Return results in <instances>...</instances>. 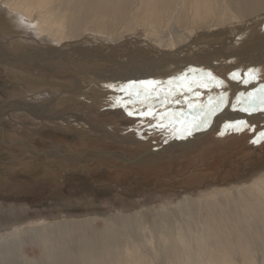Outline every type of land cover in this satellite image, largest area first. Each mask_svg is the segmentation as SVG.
Returning a JSON list of instances; mask_svg holds the SVG:
<instances>
[{
    "label": "bare ground",
    "instance_id": "1",
    "mask_svg": "<svg viewBox=\"0 0 264 264\" xmlns=\"http://www.w3.org/2000/svg\"><path fill=\"white\" fill-rule=\"evenodd\" d=\"M36 13L39 15V19L33 21L32 18ZM138 29L145 30L142 34L144 40L147 41L152 39L150 43L153 46L148 42L146 43V46L151 49H144L142 46L145 42L141 39L140 41L142 42H137L140 43V45H131L128 48L122 46L124 44L123 42L121 46L116 44L123 40V35L134 33V31ZM88 32H95L96 37L102 35L104 38L107 37L110 42H115L118 50H114L112 54L115 53L118 58L124 57V60L133 58L136 59L138 63H142V65L140 64L142 67L138 71H136L135 68L139 80L145 79V81H148L152 79L153 81L156 77L163 76L164 78L171 73L180 76V72L185 70V68H187V70L183 71V74L181 73L182 76H184V72H187L186 75L197 77L201 72L202 76L206 75L208 72L218 70H226L229 72L230 69L232 72L233 69H236L235 67L238 68L236 73H239L244 79H250L249 70L252 68L256 69V79L251 80L248 84L238 80H233V82L225 84L222 89L227 92V101H225V105L221 111L212 115L210 124L206 128L194 131L192 135L186 137L185 127L187 125L185 120L191 121L193 119V113L190 112V115L186 116L185 114L186 117L181 116L177 118V120L183 118L180 120V125H178L180 126L178 131L176 129L177 127L175 128L176 131L174 130L175 132L171 134H169L170 132L164 131L166 135L169 134L166 139H161L165 141V143L173 142V139L176 140L178 138H188L187 140H192L193 137H196L193 138L196 141L192 140L186 144L180 141L177 143L176 140L177 144L175 143V147H177L176 150L178 151L194 149V147H199L201 145L205 146L204 148L201 147L202 149L195 155L194 153L193 155L191 154L194 157L191 158L187 164L191 165L193 170L188 172L181 182H179L180 180L178 181V185L180 186L184 184L193 189H197L195 193L198 194H184L185 196L181 200L169 202L167 205L163 204L161 206L151 203L148 207L143 205L145 207L126 212L115 211L103 217L105 226L102 230H94V228H91L94 222L102 220V218L94 216L63 219L62 221H55L53 223L46 222L27 229H23L24 226L22 225L21 228L20 226L14 228L2 227L0 229V264H151V259L155 261V256L151 255V250L148 245L155 246L156 243L160 245H158V250H155L156 254L161 251L164 256L159 262L157 261L154 264H264V166L261 167L253 160L255 156L257 158L258 154H255L256 152L254 153L253 151V153L241 151V155L245 157V159L251 161L246 164V167L244 166L242 168V166H238L237 168L238 173H243L241 176L245 175L248 169H252L253 171L259 170V172H256L258 175H252L253 177L251 176L252 178L248 179V181L239 182L236 180L235 183L234 176L228 175L224 180V184L230 185L228 188L216 189L215 191L207 188L204 191H200L202 190L201 188L204 187L206 180L212 174L201 170L202 162L208 158L210 154H214L211 153V151H215L216 147L220 145L228 147L230 144H232V146L234 144L232 140H235V137L231 139L226 137L227 140L225 138L224 141L222 140V142H220L222 136L231 132L230 129H225L224 125L226 123L246 121L252 126V129H255V134H259L261 132L260 130L264 128L262 124L264 111H243L245 112L243 115L246 114V116L241 117L243 112L241 113L242 110L240 109L246 105L237 104V98L240 97L241 93H244L242 99L247 100L248 93H256L261 84H264V77H262V72H264V0H16L15 3L10 0H0V35L2 36L26 34L28 36H34L42 42L55 43L57 46L63 47L65 46L63 44H66L65 42L79 40ZM147 32L151 34L152 38H150ZM87 38L89 39V37ZM29 42L31 41L29 40ZM33 42L36 41L33 40ZM38 42L39 41H37V43ZM86 42H88V40H86ZM27 44L29 43L27 42ZM129 44L130 43H128V45ZM45 46L47 47V45ZM8 48L10 49V47ZM35 48L38 50L34 49L31 52L39 53L41 50V53H39V55L37 54L33 60L32 58L29 59L28 55H25L27 53L26 51H24L25 54L22 53L13 56L14 54H12V51V55L9 54V51V53H7L8 55H6L4 51L0 50V62L8 63L11 67L21 70L27 65L26 67L32 68L31 72L37 73V75L41 74L43 66L45 67V65L42 64H46V62L47 64L53 62V64L57 65H61V62H66V57L60 54L61 49L59 50V48L55 47V49L51 46L49 50L40 49L37 46H35ZM112 48L111 50L115 49ZM19 50L21 51V48H19ZM73 50L75 52L76 48ZM83 53H86L85 50ZM100 53L103 54L104 52ZM110 54L111 52L108 56H111ZM119 55L123 56L119 57ZM112 58L113 57H108L107 59ZM129 66H127V68ZM53 68L55 67L53 66ZM69 69L71 68L69 67ZM76 70L81 69L78 68ZM51 72L52 71L48 72L45 76L46 79L49 78V80L46 81L49 85L56 84L50 79ZM99 72L102 73L101 70ZM77 73H80V71ZM123 73L125 74V72H122V74ZM122 74L120 72V75ZM228 74H230V72ZM260 79L262 80L260 81ZM131 80L133 81V79ZM29 81L34 87L32 88L33 91L41 83L31 79ZM80 81L81 78L77 81L75 87L67 86L68 88L63 87L62 89L65 93H74L78 97H82L83 95V97H85L90 93L92 95V93L98 92L100 89H108V83H99L84 87ZM42 83L46 85V83ZM127 85L125 84V87ZM130 87L131 86L125 88L127 92L132 91V89H137V86L134 85V88L132 87L131 89ZM202 88H195V90H193V95H196V92H198L199 95L202 94L203 96L204 93L201 92ZM39 89L38 92L40 91ZM115 89L116 88L111 89V91ZM63 90L61 91L62 93H64ZM222 91L221 88L217 91L216 87L211 89L205 100L196 96L194 97V105L197 107L208 106L210 103L212 104L215 99H218L220 94L222 95V93H220ZM55 93H60V91H55ZM44 95H46L44 100H39L41 98L38 99L37 95L31 94L28 98L26 97L23 99L21 97L22 99L18 98L10 101L11 104L9 108L4 107L2 111H0L2 112V114H0V121L4 117L12 119L16 114L19 113V115H21L22 112H24L25 115L23 114L24 116H22L25 117L26 120L29 118L32 121H38L42 125L48 124L57 126V129H61V127H58L61 124L65 126L73 125L70 128L71 131L76 133L79 132L78 134L84 139L91 138V140L99 141L97 137L100 136L101 132L97 134L96 125L89 124V121L87 122V120H85L87 123L86 125L91 127V131L87 132L90 130L89 128V130H79L76 126L74 127V125L80 124L78 117L77 119H70V117L68 119L67 115H69V112L66 113L65 110H58V105L63 102V94L54 99L51 98L53 94L49 95V93L46 92ZM168 97L167 95V98ZM187 100H181V103L186 106V111H191L188 107ZM204 102L206 103L203 104ZM171 103H167V105ZM171 105L170 107H173ZM16 109H18V111H16ZM239 110L240 112H238ZM255 119L258 121H253ZM215 129H218L219 132L217 131V133L210 134L209 136L208 133L211 131L214 132ZM170 130L173 131V129ZM180 130H182V132ZM105 131L106 130H104V132ZM92 132H94V134H91ZM95 132H97V135ZM220 133L224 134L221 135ZM120 134L122 135V133ZM104 135L102 136L105 137ZM111 135L113 136H111L112 140L115 135L112 133ZM163 135L165 136V134ZM207 135L209 138L205 139ZM84 136L87 137L85 138ZM107 136L109 135L107 134ZM139 136H141V134ZM0 137L9 145L14 144L9 143L8 134L1 125ZM171 137H173L172 140L168 141ZM143 140L142 143H145ZM117 141L122 140L117 139ZM185 141L186 139L184 142ZM242 141L240 140V143H242ZM245 143L243 141L242 144L245 146L247 144ZM137 144L139 145V143ZM157 144L158 143L155 145ZM161 144H163V146L165 145L164 142ZM235 144L238 145V143ZM16 145H21L23 148L21 150L25 153L23 155L27 156L31 165L33 164L30 160V155H27L26 151L34 156L36 153L44 154L43 156L47 158L46 161L55 159L53 158V155H55L57 159L61 160V163H71L70 168L72 169H69L68 172L63 175L65 178L69 172L76 171L75 169L84 164L85 161H90V159H96L97 161L98 158L102 157L111 161L120 158L124 161L129 160L131 164L136 163V165H143L142 163L154 161L156 157L166 159V155L168 154V156H170L171 153L170 151L169 153H165V150L156 151V148L155 151L148 150L145 153H138L135 155H127L126 153L118 152L117 154L111 155V153L102 150L94 151L88 148L85 149L84 152H81V154H75L70 152L69 147H66L67 149L65 151L58 149V151L46 152L45 150L39 151L36 148L32 149L33 147L25 142H19ZM261 145L263 144L261 143ZM244 146H241L242 149L239 148L243 150ZM261 147L262 146H260V148ZM61 149H63L62 146ZM147 149L149 148L147 147ZM36 156V159H38L39 155ZM155 161L158 162L159 160ZM53 162L57 161L54 160ZM36 164L39 165L37 168L41 171L40 163ZM87 164H89V162ZM116 164L117 161L116 163L109 162L101 165L107 167L113 165V167L117 168L115 166ZM45 165L47 167L52 166H49V163H45ZM33 166L35 167L36 165L34 164ZM56 167L57 169L60 168V166H55L54 168ZM130 167L132 166L130 165ZM195 169L198 170L196 171ZM50 170H45L47 172L46 175H51L53 173V171L51 170V172ZM124 171L127 170L124 169ZM131 171L133 172L134 170ZM22 209L25 210L26 208ZM147 213L153 215V220L151 222L148 221V216H146ZM159 218L160 220L158 221ZM147 225L150 226L149 231L147 230ZM26 244L39 246L41 250V259L38 260V262L24 259L25 257H23L22 253L23 247ZM164 261H169V263H164Z\"/></svg>",
    "mask_w": 264,
    "mask_h": 264
},
{
    "label": "rangeland",
    "instance_id": "2",
    "mask_svg": "<svg viewBox=\"0 0 264 264\" xmlns=\"http://www.w3.org/2000/svg\"><path fill=\"white\" fill-rule=\"evenodd\" d=\"M10 1L13 3L16 2V0L14 1L10 0ZM38 19H39V15L36 13L32 18V20L36 21ZM144 32H145L144 29H138L135 30L134 33L125 34L122 37L123 40L120 41V43L118 42L116 44L117 45L119 44L121 46L124 43L122 46L128 48L131 45H136V44L140 45V43L137 42H142L140 41L141 39L143 40V42H145V44L142 47L144 49L146 48V50L151 49L146 46L147 45L146 43L148 42L149 44H151L150 42H152V39L147 41L144 40L142 38V34ZM95 34H96L95 32H88L87 34L82 36L81 39L79 40H72L65 42L66 44H63L65 45L63 47L57 46L55 43L52 44L48 42L46 43L42 42L38 38L34 36H28L26 34H16L11 36L0 35L1 36L0 50L4 51L6 55H8L7 53L9 52H10L9 54H11V51L12 54H14L13 56H16V54L18 55L22 53L25 54L24 51H26L27 53L25 55H28L29 59L32 58L33 60V58L36 57L37 54L39 55V53H41V50L39 53L31 52L34 49H37L35 48V46L39 47L40 49H48V50L50 49L51 46L52 48L56 47L59 48V50L61 49L60 54H63L66 57L65 59L67 62V63L61 62L60 63L61 65H57V64H53V62H49L47 64L45 60L46 64H42L45 65V67L43 66L40 75H37V73L34 72L32 73L31 72L32 68L30 69L26 67L27 65L24 66L23 70H21L18 68L16 69L15 67H11V65L8 63L0 62V111H2V108L4 107L9 108V105L11 104L10 101L16 100L18 98L20 99L22 98L24 99L26 97L28 98L31 94L37 95L38 99L41 98L39 100L45 99L46 95H44V93L46 92L49 93V95L53 94L51 96V98L53 99L63 94V102L60 105H58V110L59 111L65 110L66 113L69 112V115H67L68 117L65 115L68 119L69 117L70 119H74V118L77 119L78 117L80 124L74 125V127L76 126V128L79 130L90 129L89 131H87L90 132L91 127L86 125L87 123L85 122V120H87V122L89 121V124H93L97 126L98 133L95 132V134L96 133L99 134L101 132L100 134L101 137L100 136L97 137L99 141L98 140L94 141L93 139L91 140V138L87 139L86 138L87 136L86 137L84 136L86 138L84 139L83 137H81L80 134H78L79 132L76 133L71 131L70 128L73 125L65 126L64 124H61L60 126H58L61 127V129H57L56 128L57 126H52L48 124L42 125L38 121L36 120L32 121L29 118L26 120V118L23 117L25 115L24 112H22L21 115H19V113L16 114L15 116L12 117V119L4 117L0 121V125L1 127L3 126L5 128L8 134V141L10 140L9 143H14L13 144L14 146L4 142V140H2L0 137V229L2 227L14 228L17 226H20L21 228V225L24 226L23 229H27L46 222L53 223L55 221H62L63 219L94 216V217L102 218V220H97V222H94L95 225L93 223L91 225V228L92 229L94 228V230H99V229L102 230L105 226V224L103 223L104 222L103 217L107 216L108 214H112L115 211L126 212L130 210L143 208L145 206L148 207L151 205V203L161 206L163 204L167 205L169 202L175 200H181L182 198H184L185 196L184 194H188V195L198 194L195 193L197 189H193L192 187L186 186L184 184L180 186L178 185V181L180 180L179 182H181L183 178L188 174V172H191V170H193V167L187 164V162L194 157L192 156L193 153L195 155L205 146L201 145L199 147H194V149H190L186 151L183 150L178 151L176 150L177 147H175L176 140L177 143H179L178 141H180L181 143L186 144L192 140L196 141L195 139H193L196 137H193L192 140L191 139L187 140L188 138H181V139L178 138L179 140L173 139L172 140L173 142L170 143H165V141L162 140L166 139L169 134L174 133L176 129L178 131V128L180 127L178 125H180V123H177V121H180L183 118L178 120L177 118L181 116L186 117L187 115H190L191 111L188 110L186 111L187 108L183 103H181V100H185V99L187 100L188 98L187 100L188 105L189 104L194 105V101H195L194 97H196L197 95H193V91L186 92V89H182V88H187L188 86H191L193 90H195V88L199 87L200 83H208V87H203V88L200 87L202 88L201 92L204 93L203 96L202 94L197 96L205 100L206 96L209 95L210 90L216 87L214 82H210L209 78H207V75L202 76L201 71H200L201 72L200 75L199 76L197 75V77L193 76L194 78L192 77V75H186L187 72L186 73L184 72L183 81H178L174 79L176 77L182 76L181 73L183 74V71L187 70V68H185V70L180 72L179 74L180 76H178V74L171 73L169 74V76H165L164 78L163 76L156 77L155 80L153 81H157V82L161 81L156 86L158 91H160L161 97L167 98V95L169 96L166 99L167 102L165 101L164 105H162L159 100L154 99L152 101L153 111L162 113L163 114L162 117L158 116L159 118L158 117L153 118L152 116H140L138 114L129 115L128 114L129 110L135 111V109H141L143 108V105L136 104L134 108L131 105L125 106L129 97L127 94L123 93L121 89L125 87V84L126 85L128 84L126 87L131 86L130 87L131 89L133 85L137 86L136 90L142 88L140 87L142 85H140L139 82L145 81V79L139 80L136 74V71H138L142 67L140 66V64L142 65V63H138L137 60L133 58L130 60H124V57L118 58V56H116L115 53L112 54L114 50H118V47L115 44V42L114 43L112 41L110 42V40L107 37H105L106 38L105 39L102 35H98L96 37ZM147 34L150 36V38H152L150 33L147 32ZM87 37H89V39ZM27 38L28 39L30 38L29 40L31 42H29ZM33 40L36 42H33ZM86 40H88V42H86ZM37 41L39 42L37 43ZM27 42L29 44H27ZM40 43L42 46L40 45ZM128 43L130 44L128 45ZM5 44H9V45H5ZM45 45H47V47ZM8 47H10V49ZM108 47L109 48L113 47L115 49L112 48L113 50H111V48L109 49ZM19 48H21V51L19 50ZM75 48L76 50L74 52L73 49ZM88 48L91 49L89 50ZM95 49L97 50V52ZM84 50L86 53H83ZM99 51L104 52L105 56L104 53L102 54ZM109 51L111 52L110 54L111 56H108V54L110 53ZM106 56H108L109 58L110 57L113 58L107 59L108 57ZM121 56L123 55H119V57ZM81 63L83 66L81 65ZM129 65H132L133 67ZM53 66L55 68H53ZM87 66L90 68H88ZM127 66L129 67L127 68ZM69 67L71 69H69ZM78 68L81 70H76ZM235 68L236 69H233L232 72L229 69L230 74H228L229 72L226 70L225 71L218 70L211 72L215 77L219 78L224 82L222 86L216 87L217 91L220 90V88L222 91L223 90L222 88L225 84L233 82V79L231 78V74L233 73V71L234 73H236L238 68L237 67ZM99 69L102 71V73L99 72L100 71ZM50 71H52L50 79H52V81L56 84L49 85L46 82L47 80H49V78L46 79L45 76ZM79 71L80 73H77ZM119 71L121 72V74L122 72H125V74L123 73L122 75H120ZM262 75H263L262 77H264V72H262ZM130 77L131 79H133V81L130 79ZM80 78L82 81V82L80 81V83L84 87H89L99 83L101 84L108 83V86L106 84L108 89H106L107 91L105 89L104 90L100 89L98 92L96 91L92 93V95L90 93L85 97H83L84 96L83 95L82 96L83 98L78 97L74 93H70V92L65 93V91L62 88L63 87L65 88L67 86L75 87L77 85V81L80 80ZM30 79L41 82L39 86L35 88L36 90L34 89V91L32 89L34 87L29 81ZM170 80L173 81L172 84H169ZM261 80L262 79H260V81ZM148 81H152V79ZM42 82L46 83V85H44ZM180 84H183L184 86L177 87V85ZM109 85L112 86L109 87ZM114 88L116 89L114 91H111V89ZM38 89L40 90L39 92ZM54 90L56 92L60 91V93H55ZM62 90L64 91V93L61 92ZM136 90L132 89V91L130 92H134ZM224 91L225 90H223L220 93L226 96L227 92ZM220 96L221 94L219 95V97ZM227 97L228 95L225 97V101H227ZM67 98L70 99L68 100ZM218 99H215L216 102ZM177 100H179V103H176ZM215 100L212 102V104L216 103ZM167 103H171L174 105L170 104L171 106H173L170 107V105L168 104L169 105L168 106ZM205 103L206 102H204L203 104ZM16 111H18V109H16ZM238 112H240V110ZM242 112L243 111H241V113ZM244 113L245 112H243L242 115L240 114L241 117L246 116V114L243 115ZM0 114H2V112H0ZM79 116H81L82 118ZM253 121L257 122L258 120L255 119ZM263 122L264 119L262 121V124L264 125ZM164 124L166 125L168 124L167 125L168 128ZM169 128L173 129V131H171ZM104 130L106 131L104 132ZM254 130L255 129L249 130L248 128H245L244 131L242 132L231 131L228 132L227 135L225 134V136H222V138H220L221 139L220 142H222V140L224 141L226 137L227 138L229 137L228 139L235 137L234 138L235 140H232L234 144L233 146L232 144H230L231 146L229 145L228 147L224 145H220L216 147L215 151L214 150L211 151V153L214 154L212 155L210 154L211 156L209 155L208 158H206L202 162L201 170L206 171L209 174L211 173L212 174L206 180L204 187H202L201 188L202 190L200 191H204L207 188H209L210 190L213 189V191H215L216 189L228 188V186L230 185L224 184L225 183L224 180L228 175L234 176V183L236 182V180L239 182L246 180L248 181V179L253 177L252 175L254 176L258 175L256 172H259V170L253 171L252 169H248V172H245L246 174L243 176H241L243 173L240 174L237 172L238 166H242V168L244 166L246 167V164H248V162L251 161L249 159H245V157L241 155L242 154L241 151L246 153L252 151L254 153L256 152L255 154H258L259 156L257 155V158L255 156L253 160L256 161V164H259L261 167L264 166V143H263L264 138H260L259 134L254 133ZM164 131L170 133L169 134L167 133L168 135H166ZM180 131L182 132V130ZM217 131L218 129L217 130L215 129L214 132L211 131L208 134L210 136V134L211 135L215 134L217 133ZM260 131H264V128L261 129ZM111 133L115 135L114 138H112L113 141L111 140V136H112ZM116 133L118 136L116 135ZM120 133H122V135ZM91 134H94V132H92ZM107 134L109 136H107ZM138 134L139 135L141 134V136H139ZM161 134L162 135L165 134L166 137L164 135L162 136ZM102 135L107 137L105 138ZM91 136L94 137L93 135ZM209 136L207 135L205 139L209 138ZM142 137L143 139L144 138L145 139L143 140ZM115 138L116 140L114 141ZM117 139L122 141H117ZM185 139L186 141L184 142ZM142 140L145 143H142ZM240 140L241 141L243 140L244 143L246 142L247 144L245 143L246 145L244 146V144H242L243 141L242 143H240ZM135 141L139 143V145ZM151 141L154 143H152ZM253 141H259V142L254 143ZM19 142H25L31 145L33 147L32 149L36 148L39 151L45 150L46 152H52L55 150L58 151V149L65 151L67 149L66 147H69L70 152H73L75 154H81V152H84L85 149L91 148L94 151L102 150L107 153H111V155L117 154V152L124 154L126 153L127 155H133V154L135 155L138 153H145L148 150L155 151L156 148L161 149L162 147V150H165V153L167 152L169 153V151L171 153L170 156H168V154L166 155V159L156 157V159H154V161L150 163H142L146 167H144L141 164H137V165L136 163L131 164L129 163V160H127L128 161L127 162L120 158L113 159L111 161L106 160L102 157L98 158L97 161L96 159H90V161L89 160L85 161L84 164L81 165L85 167L76 166L78 167L77 169H75L76 171L69 172L66 175L67 177L65 178L63 175L67 173L69 169H72L70 168L71 163L69 162L68 163L66 162V164L61 163L60 162L61 160L57 159L55 155H53L54 156L53 158L55 159L52 160L49 159L48 161H46L47 158L43 156L44 154H38V153H36V155H39V157L38 159H36L37 157L36 155L35 156L31 155L29 152L27 153L26 151V154L30 155V160L32 161V164L36 165L35 168L33 165L30 164V162L27 159V156L23 155L25 153L22 152L21 149L23 148L21 147V145H16ZM162 142H164L165 144L164 146L163 144H161ZM156 143L158 144L155 145ZM235 143H238V145ZM261 143L263 145H261ZM154 145L158 147H155ZM239 145L244 146L243 147L244 149L241 150L242 148ZM55 146L58 147L56 148ZM61 146L63 149H61ZM260 146L262 147L260 148ZM139 147L142 149H140ZM147 147L149 149H147ZM54 160L57 161L58 163L53 162ZM155 160H159L158 162L160 163L156 162ZM116 161L117 164L115 166L117 168L113 167V165L110 167L102 166L104 165V163H109V162L116 163ZM88 162L89 164H87ZM36 163H40L41 171L40 169L37 168L39 167V165H37ZM45 163H49V166L50 165L52 166L47 167ZM130 165L132 167H130ZM55 166H60V168L59 169H57V167L54 168ZM46 169L48 170L51 169L53 173L51 175H46L47 173L45 171ZM124 169H126L127 171H124ZM131 170L134 171L132 172ZM195 170L197 171L198 169ZM22 208H26V209L23 210ZM146 216H148V221L151 222L153 220L152 214L150 215L149 213H147ZM159 220L160 218L158 219V221ZM147 230L148 231L150 230L149 225H147ZM158 245L159 244L157 243L155 244V246L148 245V247L151 250V255L155 256V261H153V259L150 258L152 260L151 264H154L157 261L159 262L160 259L164 256L161 251H159V253L156 254L155 250H158ZM39 250L40 248L37 245H32V244L24 245L23 253H22L23 257H25L24 259L38 262V260L41 259L40 258L41 250L40 251ZM167 262L169 263V261H164V263Z\"/></svg>",
    "mask_w": 264,
    "mask_h": 264
},
{
    "label": "snow or ice",
    "instance_id": "3",
    "mask_svg": "<svg viewBox=\"0 0 264 264\" xmlns=\"http://www.w3.org/2000/svg\"><path fill=\"white\" fill-rule=\"evenodd\" d=\"M256 72L255 69L249 70V76L250 79H244L242 78L239 73H232L231 78L233 80H238L242 83L248 84L251 82V80L256 79ZM207 77L209 78L210 82H214L216 87H220L223 85V81L219 78L215 77L211 72H208ZM178 81H183L184 76L176 77L174 78ZM135 83V82H133ZM140 85L143 87L141 89L136 90L135 92H127V89L122 88L121 91H126L127 95L129 97L128 101L126 102L125 106L131 105L134 106L136 104L143 105V108L141 109H135L129 110V115H135L138 114L140 116H152L153 118H157L158 116H162V113L154 112L153 111V104L151 101L154 99L159 100L162 105L165 104L166 97H161L160 91L157 89V85L160 82L157 81H140ZM173 81H169V84H172ZM183 84L177 85V87H183ZM111 87V85H109ZM199 87H208V83H200ZM187 92H192L193 88L191 86H188L186 88ZM196 95L198 96L199 93L197 92ZM244 97V93L240 94V97L237 98V104L246 105L241 107L240 110L245 112H251V111H264V84H261L260 88L257 90L256 93H248V99L244 100L242 99ZM176 103H179V100L176 101ZM225 105V96L221 95L217 102L215 104H211L208 106H195L192 104H189L188 107L191 109V112L193 113V119L191 121L186 122L185 127V133L186 135H192L194 131L202 130L203 128H206L210 124V119L212 115H214L216 112L221 111L223 106ZM181 121H177V123H180ZM225 129H230L231 131L235 132H242L245 128H248L249 130H253L252 126L249 125L246 121H236L235 123H226L224 125ZM223 135L224 133H220ZM260 138H264V131H261L259 133ZM254 143L259 141H253Z\"/></svg>",
    "mask_w": 264,
    "mask_h": 264
},
{
    "label": "water",
    "instance_id": "4",
    "mask_svg": "<svg viewBox=\"0 0 264 264\" xmlns=\"http://www.w3.org/2000/svg\"><path fill=\"white\" fill-rule=\"evenodd\" d=\"M123 93H126V91H123ZM126 94H127V93H126ZM214 119H215V118H214ZM185 136L188 137L189 135H185ZM172 138H173V137H171L168 141L172 140ZM160 150H162V149L157 148L156 151H160Z\"/></svg>",
    "mask_w": 264,
    "mask_h": 264
}]
</instances>
